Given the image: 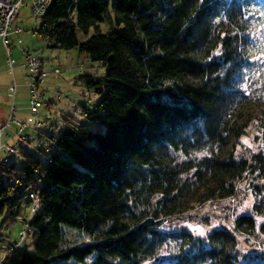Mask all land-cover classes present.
<instances>
[{
	"label": "trees",
	"instance_id": "1",
	"mask_svg": "<svg viewBox=\"0 0 264 264\" xmlns=\"http://www.w3.org/2000/svg\"><path fill=\"white\" fill-rule=\"evenodd\" d=\"M108 9L116 29L103 34ZM37 19L49 48L106 67L99 79L77 75L100 96L82 115L104 131L66 118L44 135L47 152L38 142L0 165V238L18 225L30 239L0 264H147L170 243L168 264H245L239 238L264 246V0H52ZM252 133L255 148L237 153ZM241 181L254 202L231 228L161 230L232 199ZM62 226L86 244L63 247Z\"/></svg>",
	"mask_w": 264,
	"mask_h": 264
},
{
	"label": "rangeland",
	"instance_id": "2",
	"mask_svg": "<svg viewBox=\"0 0 264 264\" xmlns=\"http://www.w3.org/2000/svg\"><path fill=\"white\" fill-rule=\"evenodd\" d=\"M77 1L72 0L73 4ZM105 1L109 4L112 2V0ZM111 17V11L108 9V14L99 23L103 34L116 29L107 21V18ZM37 24L38 19L29 15L27 7L19 8L12 27L21 28V32L19 34L10 33L7 48L0 41V125L7 120L11 113L14 121L22 123L24 126L21 134L25 137V140L14 147V152L11 155L12 161L18 160L20 149L32 151L38 142L43 146L39 153L47 152L50 142L44 135H58L66 118L76 124H83L91 131H104L102 125L89 122L82 115V108L92 109L100 96L85 89L78 80L77 75L99 79L105 75L106 67L100 61L89 60L83 53L75 49L49 48L46 41L41 40L33 33V29ZM92 33V29L89 30L87 36L77 31L76 36L79 41H83ZM24 50L29 51L38 60L46 73L37 83V92L42 100L37 110L39 116L32 119L28 112L29 88L27 77L30 70L24 68ZM10 62H12V65L9 64ZM11 106L14 107L13 111H11ZM34 122H39L41 124L40 128L35 127ZM15 129L13 123L7 126L9 132L15 133ZM252 135L253 133L241 139V145L237 149V153H240L243 148L251 150L255 148L256 143L252 140ZM16 138V135H13L11 139L5 138L4 140L13 146ZM253 202L254 195L251 189L248 188L247 181H241L237 187V194L232 199L203 204L199 208L180 216V219L163 222L161 230L168 233L187 231L193 232L197 236H203L214 228H231V223L235 217L251 213ZM261 221L260 217H256V225ZM62 230L63 237L66 240V244L62 245L63 247L86 244L87 239H84L81 231L67 226H62ZM18 232V225L2 232L0 261L12 243L18 241ZM239 239V250L245 256L243 259L245 264H252L254 259H257V263L264 262V246L258 239L249 238L247 242L244 241V238ZM19 247H26L30 251V239L26 237L19 243ZM175 249L173 243L165 245L156 258L147 264H168L176 254ZM63 264L75 263L73 260H68Z\"/></svg>",
	"mask_w": 264,
	"mask_h": 264
},
{
	"label": "built area",
	"instance_id": "3",
	"mask_svg": "<svg viewBox=\"0 0 264 264\" xmlns=\"http://www.w3.org/2000/svg\"><path fill=\"white\" fill-rule=\"evenodd\" d=\"M52 0H0V41L2 45L7 48V43L9 40L10 33L19 34L21 32V28L12 27L16 17L17 11L19 8L27 7L29 10V15L34 18H38L42 16ZM13 30L11 31V29ZM8 52V49H7ZM24 68H28L30 70V74L28 75V88H29V96H28V105H29V114L31 118L38 117V107L41 105L42 100L40 95L37 92V83L41 77L45 76V71H43L41 65L38 63V60L31 54L29 51L24 50ZM10 62L9 64H11ZM15 90V87H14ZM12 104V103H11ZM13 105V104H12ZM12 107V106H11ZM14 107H12L11 111H13ZM14 124L16 127V132L12 133L7 130V126L9 124ZM35 127L39 128L41 124L39 122H34ZM24 126L22 123L15 122L12 114L8 116L7 120L0 125V165L5 164L11 160V155L14 152V147L22 143L24 140L22 133V129ZM13 135H16V141L13 146L8 144V141L4 140L11 139ZM28 198L30 200V206L26 208L29 213H33L37 209V197L35 194H28ZM27 230L26 227H23L18 232V243L22 242L26 236Z\"/></svg>",
	"mask_w": 264,
	"mask_h": 264
}]
</instances>
